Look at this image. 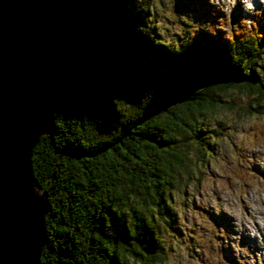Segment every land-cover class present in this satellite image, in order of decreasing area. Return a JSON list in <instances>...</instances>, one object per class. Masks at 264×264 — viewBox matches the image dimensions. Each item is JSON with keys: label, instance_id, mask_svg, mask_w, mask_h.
Masks as SVG:
<instances>
[{"label": "trees", "instance_id": "16d2710c", "mask_svg": "<svg viewBox=\"0 0 264 264\" xmlns=\"http://www.w3.org/2000/svg\"><path fill=\"white\" fill-rule=\"evenodd\" d=\"M22 1L54 72L48 130L29 156L46 194L38 264H164L163 232L179 229L170 198L214 153L203 120L264 112V13L245 26L235 8L221 32L226 19L197 0L193 28L160 37L152 0Z\"/></svg>", "mask_w": 264, "mask_h": 264}, {"label": "rangeland", "instance_id": "374dc122", "mask_svg": "<svg viewBox=\"0 0 264 264\" xmlns=\"http://www.w3.org/2000/svg\"><path fill=\"white\" fill-rule=\"evenodd\" d=\"M206 1L217 10V18L226 19L220 29L216 27L221 32L227 31L235 8L243 12L245 26L254 14L264 13V0ZM193 3L197 0H152L158 12L155 16L162 22L158 35L173 33L178 22L188 19L185 10ZM188 17L190 24L179 27L193 28L190 25L195 17ZM227 97L245 102L241 93L229 92ZM235 114L233 110H217L203 120L201 131L206 137L213 136L214 153L204 167L189 169L190 182L174 190L170 198L169 206L180 212L176 221L179 229L176 234L163 232L164 264H264V112ZM219 131L222 135L217 137ZM256 132L262 141L256 139Z\"/></svg>", "mask_w": 264, "mask_h": 264}, {"label": "water", "instance_id": "95a60500", "mask_svg": "<svg viewBox=\"0 0 264 264\" xmlns=\"http://www.w3.org/2000/svg\"><path fill=\"white\" fill-rule=\"evenodd\" d=\"M1 1L6 3V0ZM15 1L28 31L20 32L21 26L15 22L13 31L7 32L11 19H3L1 7L0 264H38L44 236L46 194L32 181L29 156L39 136L48 130L54 72L36 17L27 3ZM13 14H18L17 9ZM7 44L9 48L5 49ZM23 54L38 63L40 73L34 74L32 67L18 62Z\"/></svg>", "mask_w": 264, "mask_h": 264}, {"label": "bare ground", "instance_id": "6f19581e", "mask_svg": "<svg viewBox=\"0 0 264 264\" xmlns=\"http://www.w3.org/2000/svg\"><path fill=\"white\" fill-rule=\"evenodd\" d=\"M1 7H2V10H3L2 12H4V13H2V14H4V19H5V17H7L8 19H11V22H9V25H8V27L6 29L7 32L10 33V32L13 31V28H14L13 27V24L15 22H18V23H15V24H19L21 26V29L18 28L20 32L22 30L28 31L27 30V26L24 23L25 21H23V15H22V13H20V11L16 8V1L15 0H6V3H4V2H2L0 0V11H1ZM15 9H17V11H18V14H15V16L16 15L17 16L19 15L18 16L19 18L15 17L14 14H13V12H14ZM10 16H12V18H10ZM8 21H10V20H8ZM30 47H32V46H30ZM19 61L21 63H25V65L27 64L29 67H32V69L34 70V74L40 73V67H38V63H36L35 61H32V59H30L29 57L24 56V54L21 55V57L18 59V62ZM18 62H17V64H18ZM32 64H34V67L32 66ZM3 208L5 210V207H3ZM4 210H2V211H4Z\"/></svg>", "mask_w": 264, "mask_h": 264}, {"label": "clouds", "instance_id": "9594fccd", "mask_svg": "<svg viewBox=\"0 0 264 264\" xmlns=\"http://www.w3.org/2000/svg\"><path fill=\"white\" fill-rule=\"evenodd\" d=\"M249 7H251V5H249Z\"/></svg>", "mask_w": 264, "mask_h": 264}]
</instances>
